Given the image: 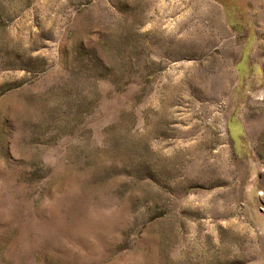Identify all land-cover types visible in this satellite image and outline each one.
<instances>
[{
  "label": "rangeland",
  "instance_id": "1",
  "mask_svg": "<svg viewBox=\"0 0 264 264\" xmlns=\"http://www.w3.org/2000/svg\"><path fill=\"white\" fill-rule=\"evenodd\" d=\"M0 264H264V0H0Z\"/></svg>",
  "mask_w": 264,
  "mask_h": 264
}]
</instances>
